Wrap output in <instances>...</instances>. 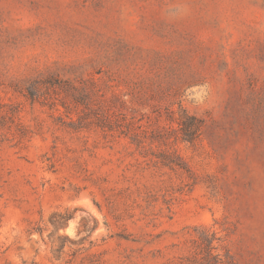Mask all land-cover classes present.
Wrapping results in <instances>:
<instances>
[{"label": "rangeland", "instance_id": "obj_1", "mask_svg": "<svg viewBox=\"0 0 264 264\" xmlns=\"http://www.w3.org/2000/svg\"><path fill=\"white\" fill-rule=\"evenodd\" d=\"M0 264H264V0H0Z\"/></svg>", "mask_w": 264, "mask_h": 264}, {"label": "trees", "instance_id": "obj_2", "mask_svg": "<svg viewBox=\"0 0 264 264\" xmlns=\"http://www.w3.org/2000/svg\"><path fill=\"white\" fill-rule=\"evenodd\" d=\"M179 123L182 126L181 129L183 130L185 134V130L189 128L188 134V140H193L194 137L198 134V132L201 129V121L199 118H197L194 115H189V113L186 110L182 111V114L179 118ZM65 224V221L62 223V225Z\"/></svg>", "mask_w": 264, "mask_h": 264}]
</instances>
